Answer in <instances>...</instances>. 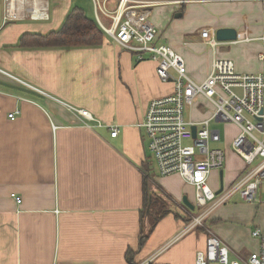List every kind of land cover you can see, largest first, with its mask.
Here are the masks:
<instances>
[{
  "label": "crops",
  "instance_id": "crops-1",
  "mask_svg": "<svg viewBox=\"0 0 264 264\" xmlns=\"http://www.w3.org/2000/svg\"><path fill=\"white\" fill-rule=\"evenodd\" d=\"M16 5L22 18L0 24V264H130L128 250L135 252L136 264H195L207 230L190 228V221L174 213H190L182 199L193 201L195 188L177 173L159 175L138 125L149 102L171 93L173 83L159 78L149 53L139 60L105 32L96 46L19 45L24 34L59 29L74 8L96 21L93 0H14ZM40 9L44 18L31 15L39 16ZM150 19L159 30L158 43L182 54L199 82L209 76L216 56L200 35L206 28L238 32L236 40L220 41L217 52L234 60L238 71L256 72L261 64L264 0L164 4L152 9ZM70 106L88 110L102 125L84 123ZM113 126L119 128L115 137ZM224 133L216 146L226 160L209 179L218 192L224 173L215 209L222 210L207 225L232 256L245 257L259 247L252 231L264 230V201L247 202L240 195L243 205L228 206L246 163L232 147L239 127L229 124ZM148 160L149 178L171 198L174 212L140 248ZM249 213L252 228L243 223ZM233 215L238 223L230 221Z\"/></svg>",
  "mask_w": 264,
  "mask_h": 264
},
{
  "label": "built area",
  "instance_id": "built-area-1",
  "mask_svg": "<svg viewBox=\"0 0 264 264\" xmlns=\"http://www.w3.org/2000/svg\"><path fill=\"white\" fill-rule=\"evenodd\" d=\"M186 1L189 0H93V3L100 28L118 45L136 53L139 60L145 58L144 53H149L158 63L159 78L173 83L171 93L149 102L144 119L138 123L144 129L150 157L159 175L179 174L193 184L196 207L207 206L218 194L209 185L211 173L223 168L226 160L225 150L216 146L222 138L221 130L214 128L212 123L235 124L239 133L233 139L232 147L244 159L246 167L228 195L240 193L244 200L256 202L264 182V34L258 38L263 43L259 53L262 69L249 73L238 71L234 60L218 56L220 41L215 31L203 30L200 35L212 46L216 56L209 76L199 82L190 75L182 54L168 44L158 43L159 30L150 19L154 7ZM16 9L19 7H14V0H5L4 22L22 18ZM31 15L36 18L46 16L43 9L39 16ZM203 102L207 107L200 108ZM197 107L208 116L195 118L193 111L196 112ZM70 108L84 123L96 121L102 125L88 110ZM187 111L190 113L188 118ZM9 116L15 118L14 113ZM193 126L197 128L196 136ZM118 133L119 128L113 126L111 135L115 137ZM12 195L21 203V196ZM219 201L199 214L186 207L193 216L189 227L207 230L206 245L197 251L195 264H264V230L261 228L252 231L259 240L257 250L245 257H231L229 245L208 227L206 218Z\"/></svg>",
  "mask_w": 264,
  "mask_h": 264
},
{
  "label": "trees",
  "instance_id": "trees-1",
  "mask_svg": "<svg viewBox=\"0 0 264 264\" xmlns=\"http://www.w3.org/2000/svg\"><path fill=\"white\" fill-rule=\"evenodd\" d=\"M104 31L97 22L84 14L79 8H74L67 15L63 25L48 33L24 34L20 39V46H51V47H77V46H96L102 43ZM151 162L148 160L143 166L144 169V208L142 210V230L140 234V248L148 241L156 224L173 210L171 198L160 191V188L153 187L149 175H151ZM155 185V184H154ZM157 188V189H156ZM161 193V194H160ZM167 198V200L165 199ZM169 201V203H168ZM156 210L155 214L154 211ZM176 217L183 218L186 222L191 219L186 214L174 212ZM146 217L150 228L145 230ZM135 252L128 250V261L136 264L133 255ZM149 264H158L150 262Z\"/></svg>",
  "mask_w": 264,
  "mask_h": 264
},
{
  "label": "rangeland",
  "instance_id": "rangeland-1",
  "mask_svg": "<svg viewBox=\"0 0 264 264\" xmlns=\"http://www.w3.org/2000/svg\"><path fill=\"white\" fill-rule=\"evenodd\" d=\"M4 11H5V0H1V2H0V24L2 23V20H3V16H4ZM13 20H16V19H12V20H9V22H11V21H13ZM36 23H40V22H36ZM261 70V64L260 63H258V65H257V69L256 70H254V71H256V72H259ZM200 108H204V107H207V105L205 104V102H203L200 106H199ZM199 107H197V109H196V112L195 111H193V115L195 116V118H202V117H204V116H208V115H206V114H204V113H202V112H199L198 111V108ZM189 115H190V113H189V111H187L186 112V117L188 118L189 117ZM212 125H213V127L214 128H217V129H220L221 130V132H222V134H225L224 132H225V129H226V127H227V125H229V124H225V123H221V122H213L212 123ZM230 132V134H232L233 133V131L232 130H230L229 131ZM150 180L152 181L151 182V184L153 185V187L155 188V185H154V181L150 178ZM209 185L217 192V190L215 189V187L210 183V180H209ZM223 193L224 192H220V193H218V194H216V198L214 199V200H212V201H208V203H207V206H205V207H196V209H195V211H194V213L195 214H199L200 212H203V210H207L208 208H211L212 206H213V204L215 203V202H217L218 203V201L220 200V197L223 195ZM161 194V193H160ZM165 199L167 200V198L165 197ZM264 201V182L262 183V185H261V188H260V193H259V196H258V200H257V202L258 201ZM247 202H249V201H247ZM168 203H169V201H168ZM217 203H216V205H217ZM233 204H236V206H241V205H243V200H242V198H241V196H240V193H237L231 200H230V202H229V205L228 206H231V205H233ZM216 205H215V207H214V212L213 213H211V215H210V217H213L215 214H216V212H220V210H222V207L218 210H215L217 207H216ZM248 206V205H247ZM155 212H156V210L154 211V214H155ZM247 212H249V209L247 210ZM157 213V212H156ZM187 215V217L188 218H192L193 216L192 215H190V213H188V214H186ZM208 218H206V223L208 222V220H207ZM251 219H253V217H252V214H245V217H244V221H243V223H244V226L245 227H251L250 226V224H247V221L248 220H250L251 221ZM146 220H147V222H148V217H146ZM210 221V220H209ZM231 222H234V223H238V221H240V220H238L237 221V216L236 215H233V216H231V220H230ZM253 224H254V222H252ZM252 228V227H251ZM231 257H234V256H232L231 255Z\"/></svg>",
  "mask_w": 264,
  "mask_h": 264
},
{
  "label": "water",
  "instance_id": "water-1",
  "mask_svg": "<svg viewBox=\"0 0 264 264\" xmlns=\"http://www.w3.org/2000/svg\"><path fill=\"white\" fill-rule=\"evenodd\" d=\"M1 2V0H0ZM181 15V14H179ZM216 33V38L219 41H231V40H236L238 38V32L234 28H229V27H221L215 30ZM193 129V135L196 136V126L192 127ZM221 176V188L217 193H220L223 190V178H224V173L223 171L220 172ZM182 203L185 207L190 209L191 211H194L196 209V205L194 204L193 201H191L188 197V195H184L182 199Z\"/></svg>",
  "mask_w": 264,
  "mask_h": 264
}]
</instances>
